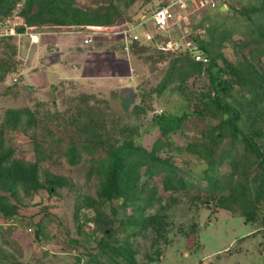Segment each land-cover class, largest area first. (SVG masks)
<instances>
[{
  "label": "rangeland",
  "instance_id": "1",
  "mask_svg": "<svg viewBox=\"0 0 264 264\" xmlns=\"http://www.w3.org/2000/svg\"><path fill=\"white\" fill-rule=\"evenodd\" d=\"M10 1L0 14V173L20 165L23 177L11 188L0 181V264H264V200L253 210L249 199H225L245 183L240 167L218 164L215 189L208 159L188 148L220 119L208 72L187 77L184 61L151 44L126 49L120 36L153 28L164 0ZM208 3L170 2L166 34L207 45L230 83L224 100L239 106L236 123L264 131V0ZM162 112L183 116L169 136ZM115 158L130 172L123 186ZM259 171L253 160L247 177Z\"/></svg>",
  "mask_w": 264,
  "mask_h": 264
},
{
  "label": "trees",
  "instance_id": "2",
  "mask_svg": "<svg viewBox=\"0 0 264 264\" xmlns=\"http://www.w3.org/2000/svg\"><path fill=\"white\" fill-rule=\"evenodd\" d=\"M167 1L169 2L170 0ZM10 2V0H0V14L4 12H10V9H8L10 8L9 5H12L9 4ZM164 4L165 0L161 3V5ZM211 30L215 29L213 28ZM132 44L140 45L141 43H139L138 41H132ZM202 47L207 52L205 53L209 57L208 62L196 60L193 54L191 55V53L189 52L191 51L189 48L173 52H164L157 49L156 47L154 48L157 50V52H159V54H162L163 56H166L170 59L172 58V61H184V65L187 64V66L190 67L187 77L188 75H195L201 71L208 72L211 81L210 85L212 86L213 92H210L208 94L209 97L207 101L216 103V107L218 109L217 115L220 117V119L219 122L212 125L206 131L204 140L189 144L188 148L194 152L200 153L208 159L209 164L205 169L204 178H206L209 185L213 186V188L215 189L219 186L221 187V181L224 175L222 171L217 169L218 164L229 161L230 163H232V166L235 167L236 172H238L237 169L238 167H240L239 172H243L244 178H246L245 183H239L238 190L233 187L232 192L226 195L225 199L238 197H242L243 201L249 199L248 201H246V203L250 201L251 203L249 205L251 209L254 210L257 209L258 202H260L262 199L264 200V156H262L264 155V150L261 151V146L258 145V140L264 138V131L258 129L253 124H251L250 130L247 131L244 127L239 126L236 123V120L240 118L241 114L238 109L239 106H235L233 103L227 101V99L224 100V93L227 90L228 85L230 84L229 81L222 76V72L224 71V69L222 67L213 69L216 65V62L213 60L211 54L209 53L210 48L204 44H202ZM174 68L176 69L175 66ZM174 71L176 72V70ZM174 76V74H169V81L172 80ZM253 94L258 95L260 94V91H253ZM17 115L19 116L21 115V113H18ZM156 118L162 130V135L169 136L172 131L178 129L181 126L183 116L178 115L175 112H162L159 115L157 114ZM29 119H33L31 121L39 120L38 117H30ZM226 137H229L230 141L225 143L224 148H220V143H222L223 139H225ZM71 153L75 155L76 150L72 148ZM215 153L217 157H214ZM231 154H233L235 157L234 159L228 160V158L231 157ZM5 159L6 157L4 158V160ZM2 160L3 159H0V162ZM253 160H258L259 163L260 171L257 174L259 180L254 178L253 180H250L247 177V167L251 165ZM166 161L167 160H162V162L160 163L157 162L155 164H150V171L163 169L166 166ZM19 169L21 170L23 168L20 165H14L12 166V168L6 169V172L0 173V181H2L1 184L3 183V185L7 188H11L17 182H20V175H22L23 177V171H21L22 174H20ZM112 169L114 172L113 174L118 173L115 179H117L119 182L121 181L119 178L125 180L126 183L129 181L127 177L130 175V172L126 168L124 158H120V160L115 158L112 163ZM234 175H236L235 172L229 174V176L231 177ZM17 176L18 178H16ZM182 179L183 178L181 176L178 177V180ZM110 183L113 184L111 181ZM120 186H123V184H121ZM254 191H256V194ZM109 195L111 197H115L116 192L112 188H110ZM251 214L254 216V213Z\"/></svg>",
  "mask_w": 264,
  "mask_h": 264
},
{
  "label": "built area",
  "instance_id": "3",
  "mask_svg": "<svg viewBox=\"0 0 264 264\" xmlns=\"http://www.w3.org/2000/svg\"><path fill=\"white\" fill-rule=\"evenodd\" d=\"M170 2L171 4L177 5L179 9L184 10L188 8L190 0H171L169 2L165 0V4L157 7L153 14V28L144 24L146 22H141V25L137 24L138 26L134 25L122 29L120 31V36L122 41L126 44V49H129L128 46L131 41H138L141 44H151L164 52H173L189 48L196 60L208 62L209 57L205 52H202L197 48L194 49L193 47L185 48V34L178 37L166 34L169 28L175 23L174 14L169 5ZM208 2V4L214 6L217 4L218 0H208ZM179 17L181 18L183 16L179 15ZM139 26H141L140 29ZM92 40L93 36L89 35L85 38L84 43L89 44Z\"/></svg>",
  "mask_w": 264,
  "mask_h": 264
},
{
  "label": "crops",
  "instance_id": "4",
  "mask_svg": "<svg viewBox=\"0 0 264 264\" xmlns=\"http://www.w3.org/2000/svg\"><path fill=\"white\" fill-rule=\"evenodd\" d=\"M54 55H56V54H54ZM53 56V55H52ZM52 56H50V58L48 59V60H50L49 62H51L52 61V59H53V57ZM46 61V63H48V61H47V59H45Z\"/></svg>",
  "mask_w": 264,
  "mask_h": 264
}]
</instances>
